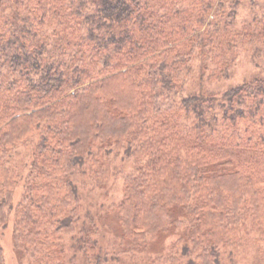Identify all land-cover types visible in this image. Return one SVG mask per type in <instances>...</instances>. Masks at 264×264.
<instances>
[{
  "label": "trees",
  "instance_id": "trees-1",
  "mask_svg": "<svg viewBox=\"0 0 264 264\" xmlns=\"http://www.w3.org/2000/svg\"><path fill=\"white\" fill-rule=\"evenodd\" d=\"M243 1L0 0V226L21 259L108 264L77 186L117 158L125 252L175 236L171 262L217 264L245 221L264 230V74L218 87L241 50L264 59V4L238 25Z\"/></svg>",
  "mask_w": 264,
  "mask_h": 264
},
{
  "label": "rangeland",
  "instance_id": "rangeland-1",
  "mask_svg": "<svg viewBox=\"0 0 264 264\" xmlns=\"http://www.w3.org/2000/svg\"><path fill=\"white\" fill-rule=\"evenodd\" d=\"M238 7L236 23L252 19L255 13H260L264 0H245ZM264 74V59H253L251 51L241 50L231 69V76L227 81L220 82L219 89L229 85H236L247 80L252 75ZM217 84L212 83V87ZM31 148V147H30ZM30 148H20L16 156L19 164L29 161ZM131 161L120 159L113 161L110 174L105 182L96 187L90 178H81L78 183L80 196V212L78 213V229L93 228L94 237L100 247L108 254V264H186L188 258L175 254V261L170 256V246L176 240L175 236L167 238L162 248L155 251L148 247L141 252L123 251L120 248V234L116 205L122 197L124 179L132 171ZM21 188H18L13 196V206L18 204L21 198ZM264 230L253 228L251 222L245 221L241 232L229 243L228 248L221 250V256L217 264H264ZM13 215L9 217L8 225L0 226V247L4 264H29V258L21 259L13 246ZM69 240L65 239V246ZM69 246V245H68ZM69 254L68 264H88L81 253L72 249ZM177 259V260H176Z\"/></svg>",
  "mask_w": 264,
  "mask_h": 264
}]
</instances>
